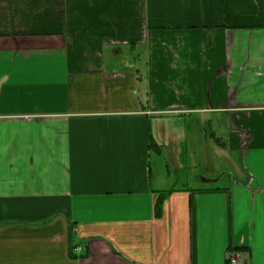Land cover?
I'll return each mask as SVG.
<instances>
[{
	"label": "crops",
	"instance_id": "obj_1",
	"mask_svg": "<svg viewBox=\"0 0 264 264\" xmlns=\"http://www.w3.org/2000/svg\"><path fill=\"white\" fill-rule=\"evenodd\" d=\"M231 258L264 264V0H0V264Z\"/></svg>",
	"mask_w": 264,
	"mask_h": 264
},
{
	"label": "rangeland",
	"instance_id": "obj_2",
	"mask_svg": "<svg viewBox=\"0 0 264 264\" xmlns=\"http://www.w3.org/2000/svg\"><path fill=\"white\" fill-rule=\"evenodd\" d=\"M176 122V123H175ZM162 126L164 128L163 131V138L165 139L166 144H169V141L171 138L174 139L176 137L178 141H185L187 138H190L191 130L193 134L196 132H199V126L197 127V124L192 119H185L181 120V122H177L174 120L171 121H165L162 123ZM198 136H201L200 133H198ZM192 136V135H191ZM195 136V135H194ZM216 161L215 154H208V162L211 164V162ZM227 164V163H226ZM224 163V169L227 170V165ZM198 168L197 170L194 169L192 172H186L185 170H179L178 172H175L172 174L173 179H178L177 182L179 183L178 186H186L188 180H192V178L195 177V175H200L201 170ZM186 182V183H185Z\"/></svg>",
	"mask_w": 264,
	"mask_h": 264
},
{
	"label": "built area",
	"instance_id": "obj_3",
	"mask_svg": "<svg viewBox=\"0 0 264 264\" xmlns=\"http://www.w3.org/2000/svg\"><path fill=\"white\" fill-rule=\"evenodd\" d=\"M229 264H244V263L238 260L237 258H231Z\"/></svg>",
	"mask_w": 264,
	"mask_h": 264
}]
</instances>
